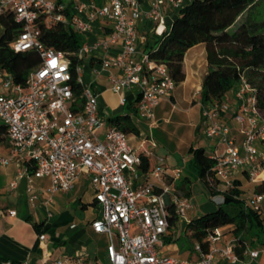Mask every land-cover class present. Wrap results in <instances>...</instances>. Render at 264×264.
I'll list each match as a JSON object with an SVG mask.
<instances>
[{
  "label": "built area",
  "instance_id": "obj_1",
  "mask_svg": "<svg viewBox=\"0 0 264 264\" xmlns=\"http://www.w3.org/2000/svg\"><path fill=\"white\" fill-rule=\"evenodd\" d=\"M190 2L107 0L97 5L94 0H0V30L1 21L8 17L19 25L10 49L14 53L35 52L39 58L24 85L16 84L0 69V124L5 126L10 144L9 156H0V165L24 163L9 189H15L25 178L28 201L34 204L38 199L34 180L47 179L45 204L50 205L55 194L70 193L76 181L86 176L99 207L90 227L107 239L105 262L82 254L62 256L45 264H213L217 256L233 264L238 262L230 245L220 247L224 237L221 227L208 233L207 253L200 245L194 247L197 260L162 255L164 237L171 229L177 235L176 224L192 206L174 185L183 170L168 169L163 157L154 156L156 145L149 139L132 147L129 135L109 124L110 116L100 111L93 90L96 80L107 74L119 103L124 105L127 93L134 92L138 117L156 126L155 109L177 84L167 64L154 60L144 50L148 43L138 23L151 22V33L159 39L170 29L168 17ZM57 26L71 27L83 37H98L84 42L77 52L57 51L41 41L43 30ZM102 27H108L111 33L104 36ZM72 56L77 59L79 96L71 86ZM86 73L90 79H86ZM226 113L240 128V143L232 138L230 126L221 121ZM202 116L205 140L216 143L210 157L215 160L213 178L222 191L233 188L232 176L238 171L256 182L264 159V151L259 149L264 147V118L250 83L241 78L232 89L230 103L203 106ZM140 147L152 162L146 171L140 169L142 159L136 153ZM262 203L264 194L256 193L246 207L258 210ZM7 215L13 217L16 211L8 210ZM172 216L176 217L175 225H170ZM46 238L41 234L38 241ZM247 253L254 260L259 256L258 251Z\"/></svg>",
  "mask_w": 264,
  "mask_h": 264
},
{
  "label": "trees",
  "instance_id": "obj_2",
  "mask_svg": "<svg viewBox=\"0 0 264 264\" xmlns=\"http://www.w3.org/2000/svg\"><path fill=\"white\" fill-rule=\"evenodd\" d=\"M101 5L102 0H94ZM264 3V0H191L189 4L179 10L170 29L165 35L156 39L148 53L156 61L167 64L172 78L178 85L185 79L182 69L184 55L191 47L203 43L206 47L208 71L204 77L200 100L203 106L220 104L241 78H245L255 90L257 107L264 118V21H255L253 11ZM3 33L0 36V69L8 72L16 84L24 85L28 74L39 64L35 52L14 53L10 44L15 38L19 25L8 17L1 21ZM84 37L71 27L57 26L54 29L42 31L41 41L48 47L67 53L77 52L84 43ZM71 59V86L76 94L81 93V86L77 84L75 68L76 57ZM125 109L129 112L124 115L116 114L108 119L109 124L115 125L127 135L140 134L138 127L132 123L131 114H135V103L128 101ZM8 141L5 126L0 124V145ZM136 153L141 157L140 169L146 171L151 168L152 162L143 155V147ZM211 153L203 147H190L189 160L185 169L187 173L183 184L178 188L184 198H189L190 191L187 184L190 173L201 179L209 188H213L216 180L213 178L212 168L215 160ZM264 170V159L261 160ZM264 191V182L257 188L256 193ZM224 201L218 208L191 220L185 228L189 237V249L200 245L202 251H209L206 241L208 233L213 229L233 226V229L224 233L228 240L236 239L244 246L246 241L256 239L264 245V225L259 214L252 208L244 205L242 192L235 183L233 188L224 192ZM26 221L31 224L39 236L50 230L44 222L36 223L30 218ZM176 217L170 218V225H175ZM38 243L32 247L36 252ZM21 264L0 256V264Z\"/></svg>",
  "mask_w": 264,
  "mask_h": 264
},
{
  "label": "crops",
  "instance_id": "obj_3",
  "mask_svg": "<svg viewBox=\"0 0 264 264\" xmlns=\"http://www.w3.org/2000/svg\"><path fill=\"white\" fill-rule=\"evenodd\" d=\"M61 1V0H60ZM64 1V0H62ZM67 0L66 2H69ZM107 0H102V3ZM101 3V4H102ZM166 8H163L165 12ZM177 14L172 13L171 17H168V23L171 25ZM153 24L151 22L141 21L138 23L139 32L146 36L147 43L144 50L148 52L149 47L154 45L157 39L151 32ZM169 27V26H168ZM104 36L110 34L108 27H102ZM97 35H90L84 37V42L93 41L97 38ZM94 63V60H92ZM182 69L185 74V79L178 85H176L175 90L170 96L165 97L157 107V109L164 108H174L178 101H182L187 105V110L191 111L194 108L197 109L196 112L199 113V123L195 127L196 133H201L203 136V116L202 109L203 104L200 100V92L202 89V84L205 75L208 71V63L206 59V47L205 44H197L190 49L184 55ZM86 79H90L88 73H86ZM180 87L182 90L179 91ZM94 92L98 95L100 111L107 114V116H113L116 114H122L125 109V104L128 101L133 103L137 102V95L133 93H127L126 103L121 105L119 103V97L114 94L111 90V83L108 79L107 74L101 75L93 86ZM105 97L113 98L115 103L111 106L108 105ZM232 100V90L226 94L223 102L230 103ZM126 114V113H125ZM133 117L143 120L138 117L137 113L131 114V119ZM145 121V120H143ZM221 121L231 128L232 138L236 143H240L243 139V135L239 131V126L229 114H222ZM147 122V121H145ZM140 134L142 135L140 126L135 124ZM204 137V136H203ZM131 141V135H129ZM148 139V138H146ZM141 139L136 145H130L134 148L139 147L144 140ZM205 140V138H204ZM208 147L199 145H192L190 147H203L208 152H210L214 146V143H209ZM10 151V144L7 141L5 144L0 145V156L8 157ZM165 166L168 169L175 167H180L179 163H175L173 160L164 159ZM187 160L182 159L183 174L181 177L175 181L174 185L178 188L183 184V178L186 176V166ZM181 164V163H180ZM24 167L23 162L11 161L8 165H0V256L5 257L10 261L15 262H29L30 264H45L52 262L62 256H68L71 258L78 257L85 254L88 259L96 260L98 249L93 247V242L96 240H103L105 254V248L107 245V239L102 234L95 233L90 227V223L99 214V207L94 203L93 200V188L89 178L86 176L80 177L72 191L68 194L57 193L52 197V203L46 205L45 201L48 198L46 189L49 187V181L47 179H36L34 180V192L38 195V199L35 200L34 204L29 203L28 194L26 191L27 181L25 178L18 181L17 187L15 189H9V185L15 180L17 173ZM189 174V173H187ZM187 179L190 181L187 187L190 191L189 200L191 201V208L187 210L183 220L178 222L177 235L174 236L175 230L171 229L169 234L164 237V245L161 248V253L164 256L178 257L187 260H197L198 254L196 251L189 249V237L185 232L186 225L193 219L209 212L215 211L219 204L224 201V192L219 183L216 182L213 188H209L206 184L195 175H189ZM233 184L238 185V189L242 192L241 198L244 200V205L250 202L254 194H256V188L264 182V170L261 171L260 176L256 182H251L247 175L238 171L232 176ZM169 182V180H166ZM91 190L92 197L91 200L86 201L87 192ZM179 192V190H178ZM264 193V191H262ZM180 194V193H179ZM200 196H205L208 199L198 205L195 208L194 202ZM91 208L94 212H97L94 218H80L77 220L78 211H84ZM8 210L16 211V215L10 217L7 215ZM202 212L199 214V211ZM193 212L192 218H187L188 212ZM258 212L262 225H264V203L255 210ZM48 212L51 216L48 217ZM30 218L33 222L41 223L44 222L50 226V230L45 233L46 240L44 242L38 241V235L35 233L31 224L26 221ZM74 225V228L71 226ZM233 229V226H227L223 228L224 233ZM180 230L186 235L185 241L179 244L178 233ZM38 243V248L36 252H32V247L35 243ZM225 245H230L233 253L238 258V262L235 264H264V245H261L256 239L246 241L244 246L239 243L236 239L228 240V236H224L220 247ZM258 251L259 256L257 259H252L247 251ZM213 264H233L225 258L216 257Z\"/></svg>",
  "mask_w": 264,
  "mask_h": 264
},
{
  "label": "rangeland",
  "instance_id": "obj_4",
  "mask_svg": "<svg viewBox=\"0 0 264 264\" xmlns=\"http://www.w3.org/2000/svg\"><path fill=\"white\" fill-rule=\"evenodd\" d=\"M67 1V0H64ZM252 17L255 21L261 22L264 21V3L260 5L253 11ZM3 31L0 30V36ZM183 87H180L178 90L181 91ZM108 105L112 107L115 103L113 98L105 97ZM197 109L191 111L187 110V105L182 101H178L174 108L170 107L164 109H155V119L156 126H151L149 122H145L138 118L133 117L132 123L140 126L142 135L140 137L136 135H131V144L136 145L141 139L148 138L153 141L156 147L153 150L154 156L163 157L164 159H171L175 163H179V168H182V159L189 160V148L190 146H204L208 147V144L205 143L204 137L200 134L197 135L195 127L199 123V113L196 112ZM129 113L127 110H124L122 114ZM261 151H264V147L259 146ZM155 158L153 157V162ZM181 163V164H180ZM82 177V176H81ZM209 187L208 185H206ZM92 192L89 190L87 192L86 201L91 200ZM208 198L205 196H200L194 202L195 208H198V205ZM202 210L199 211V214ZM97 212H93L91 208L87 210V213L79 210L77 220L80 218H94L96 217ZM193 212L187 213V218H192ZM179 244H181L187 238L183 230H180L178 233ZM190 244V242H187ZM93 247L97 248V258L99 261L105 262V254L103 253L104 242L103 240H96L93 242Z\"/></svg>",
  "mask_w": 264,
  "mask_h": 264
},
{
  "label": "bare ground",
  "instance_id": "obj_5",
  "mask_svg": "<svg viewBox=\"0 0 264 264\" xmlns=\"http://www.w3.org/2000/svg\"><path fill=\"white\" fill-rule=\"evenodd\" d=\"M259 176H260V174H259Z\"/></svg>",
  "mask_w": 264,
  "mask_h": 264
}]
</instances>
